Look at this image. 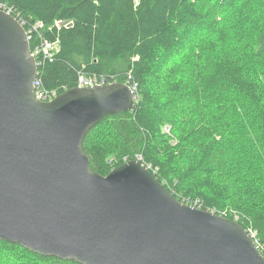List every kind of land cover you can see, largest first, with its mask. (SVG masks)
<instances>
[{"label":"trees","instance_id":"1","mask_svg":"<svg viewBox=\"0 0 264 264\" xmlns=\"http://www.w3.org/2000/svg\"><path fill=\"white\" fill-rule=\"evenodd\" d=\"M235 2L230 16L233 0H0L58 41L39 67L44 90L79 75L136 86L131 109L86 132L93 171L140 157L177 199L253 233L264 255V0ZM0 264L82 263L0 239Z\"/></svg>","mask_w":264,"mask_h":264},{"label":"water","instance_id":"2","mask_svg":"<svg viewBox=\"0 0 264 264\" xmlns=\"http://www.w3.org/2000/svg\"><path fill=\"white\" fill-rule=\"evenodd\" d=\"M36 71L24 27L0 9L1 240L82 264H264L237 221L177 199L139 159L91 169L83 138L132 108L128 83L41 101Z\"/></svg>","mask_w":264,"mask_h":264},{"label":"built area","instance_id":"3","mask_svg":"<svg viewBox=\"0 0 264 264\" xmlns=\"http://www.w3.org/2000/svg\"><path fill=\"white\" fill-rule=\"evenodd\" d=\"M0 9L11 14L10 13L11 8L7 7L6 5H4L2 3H0ZM18 21L25 29L28 41L32 40V42H33V45L30 46V49H31V52L36 59V65H37L36 76H35V80L33 83L34 95L36 96L37 99H39L41 101H49L57 95V92H56V90H50V91L44 90L41 87V78H40V74H39V67H41V65L43 64V62L45 60L51 59L53 57L54 53L59 48L58 41H51V40L43 37L42 31H43L44 24L42 21L37 20V21L32 22L31 24H29L28 22H26L22 18ZM104 83H107L105 81L104 77L98 78L96 76L79 75V77L77 79L76 86L82 87V86H90V85H94V84H104ZM129 86L131 87L132 91L136 94V92H135L136 86L130 85V84H129ZM138 159L141 161L140 157H138ZM141 163L147 169L150 170V168H151L150 164L143 163L142 161H141ZM247 232L251 235V237L253 239V233H251L249 231H247Z\"/></svg>","mask_w":264,"mask_h":264},{"label":"rangeland","instance_id":"4","mask_svg":"<svg viewBox=\"0 0 264 264\" xmlns=\"http://www.w3.org/2000/svg\"><path fill=\"white\" fill-rule=\"evenodd\" d=\"M229 1V0H228ZM248 4L250 5V6H253L254 4L253 3H249L248 2ZM256 6L254 5V7L253 8H255ZM238 8H240V5L238 4V2L236 3L235 2V0H233V3H228V6H226V14H229L230 16H232V14H234L237 10H238ZM65 23H68V22H62V21H59V20H57L56 22H55V24L57 25V26H60L61 24H65ZM220 27V26H219ZM186 33H189V32H185V34ZM196 38H199V40L198 41H203L205 38H206V32H199V33H196ZM195 38V39H196ZM192 39H194V36H193V32L191 33V34H187V36H186V41L188 42L189 40H192ZM134 93V92H133ZM134 95H135V99H136V94L134 93ZM135 101V100H134ZM164 130H168V126L167 125H164ZM151 171V170H150Z\"/></svg>","mask_w":264,"mask_h":264},{"label":"bare ground","instance_id":"5","mask_svg":"<svg viewBox=\"0 0 264 264\" xmlns=\"http://www.w3.org/2000/svg\"><path fill=\"white\" fill-rule=\"evenodd\" d=\"M236 147H238V146H236Z\"/></svg>","mask_w":264,"mask_h":264}]
</instances>
